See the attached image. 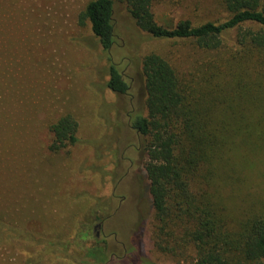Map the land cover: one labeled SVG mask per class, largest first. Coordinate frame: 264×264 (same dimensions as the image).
I'll return each mask as SVG.
<instances>
[{"label": "rangeland", "instance_id": "1", "mask_svg": "<svg viewBox=\"0 0 264 264\" xmlns=\"http://www.w3.org/2000/svg\"><path fill=\"white\" fill-rule=\"evenodd\" d=\"M87 1L0 0V264H190L152 247L127 112L140 103L139 57L155 50L185 60L195 48L149 37L128 48L141 34L116 5L119 40L111 55L131 92L119 96L104 86L106 56L89 23L78 22ZM152 10L166 25L229 16L218 0H154ZM64 113L77 121L78 141L53 152L49 124ZM244 184L238 197L264 193V176ZM96 242L106 260H84Z\"/></svg>", "mask_w": 264, "mask_h": 264}, {"label": "trees", "instance_id": "2", "mask_svg": "<svg viewBox=\"0 0 264 264\" xmlns=\"http://www.w3.org/2000/svg\"><path fill=\"white\" fill-rule=\"evenodd\" d=\"M153 1L89 0L78 13L106 56L104 86L122 97L131 92L111 55L119 40L116 5L141 34L128 48L146 37L195 48L185 60L155 50L139 57L140 103L127 112L151 207L152 247L190 264H264V193L238 197L244 183L264 176V0H218L225 19L169 25L157 21ZM77 126L69 113L51 122L49 149L76 143ZM82 256L106 260L99 242Z\"/></svg>", "mask_w": 264, "mask_h": 264}]
</instances>
